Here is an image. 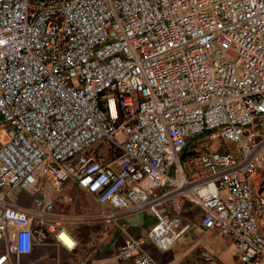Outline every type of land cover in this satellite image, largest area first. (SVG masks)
Listing matches in <instances>:
<instances>
[{"label": "built area", "instance_id": "obj_1", "mask_svg": "<svg viewBox=\"0 0 264 264\" xmlns=\"http://www.w3.org/2000/svg\"><path fill=\"white\" fill-rule=\"evenodd\" d=\"M262 122L264 0H0V264L140 214L148 232L108 264H157L143 245L189 228L180 199L237 264H264ZM204 134L219 143L183 156Z\"/></svg>", "mask_w": 264, "mask_h": 264}, {"label": "crops", "instance_id": "obj_2", "mask_svg": "<svg viewBox=\"0 0 264 264\" xmlns=\"http://www.w3.org/2000/svg\"><path fill=\"white\" fill-rule=\"evenodd\" d=\"M254 178L253 189L264 195V175ZM72 189V186H67ZM75 189V188H74ZM75 191H78L75 189ZM176 207V208H175ZM178 211L182 224L189 228L168 250H158L145 241L143 249L157 264H178L192 259L197 250H209L222 264H237L238 253L229 237L221 236L215 230H206L200 226L201 211L186 199L177 200L171 207V214ZM153 218L146 214L120 218L108 224H89L73 229L76 245L68 250L55 240L45 245H37L28 253L21 255L19 264H108L114 261L117 249L124 240L146 235ZM169 257L165 256V252Z\"/></svg>", "mask_w": 264, "mask_h": 264}, {"label": "rangeland", "instance_id": "obj_3", "mask_svg": "<svg viewBox=\"0 0 264 264\" xmlns=\"http://www.w3.org/2000/svg\"><path fill=\"white\" fill-rule=\"evenodd\" d=\"M262 123L263 124H262L261 127L264 128V122H262ZM263 133H264V131H263ZM208 139L209 138H208V136L206 134L200 135V136H194V137L189 138L187 140L188 144L185 147L182 155L183 156L188 155L193 150V148L196 147V145H198L200 142H204L205 140H208ZM208 141H209V145L212 148H214L217 145V143H219L220 138H214V139H211V140L209 139ZM232 147H233V145H231L230 143H222V145H221L222 149H229V148H232ZM260 171L262 172V177H263V175H264V167L262 169H260ZM256 178L259 181L261 177L259 175H257ZM71 193H72V195L73 194L76 195L79 198V200L82 201L83 204H85V205H90L91 204V202H90L91 200H90V196L89 195H86V194H84L83 192H80V191H75L73 189L71 190ZM170 251L171 252H165V256L169 257V255H171L172 252H174L173 250H170ZM169 253H171V254H169Z\"/></svg>", "mask_w": 264, "mask_h": 264}, {"label": "bare ground", "instance_id": "obj_4", "mask_svg": "<svg viewBox=\"0 0 264 264\" xmlns=\"http://www.w3.org/2000/svg\"><path fill=\"white\" fill-rule=\"evenodd\" d=\"M62 237H63V239L65 240V242L69 245V246H71V245H73V240L72 239H70L69 237H66L65 235H62Z\"/></svg>", "mask_w": 264, "mask_h": 264}, {"label": "water", "instance_id": "obj_5", "mask_svg": "<svg viewBox=\"0 0 264 264\" xmlns=\"http://www.w3.org/2000/svg\"><path fill=\"white\" fill-rule=\"evenodd\" d=\"M78 204V203H77Z\"/></svg>", "mask_w": 264, "mask_h": 264}]
</instances>
